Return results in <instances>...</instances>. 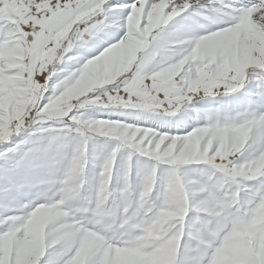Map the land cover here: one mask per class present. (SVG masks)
Returning a JSON list of instances; mask_svg holds the SVG:
<instances>
[{"label":"clouds","instance_id":"1","mask_svg":"<svg viewBox=\"0 0 264 264\" xmlns=\"http://www.w3.org/2000/svg\"><path fill=\"white\" fill-rule=\"evenodd\" d=\"M0 221V264H264V0H40L0 39Z\"/></svg>","mask_w":264,"mask_h":264},{"label":"snow or ice","instance_id":"2","mask_svg":"<svg viewBox=\"0 0 264 264\" xmlns=\"http://www.w3.org/2000/svg\"><path fill=\"white\" fill-rule=\"evenodd\" d=\"M131 3H119L117 5L131 9ZM40 0H0V39L11 35L17 28L18 23L25 19L30 10H34ZM258 3V0H249L250 5ZM3 221H0L2 224Z\"/></svg>","mask_w":264,"mask_h":264},{"label":"bare ground","instance_id":"3","mask_svg":"<svg viewBox=\"0 0 264 264\" xmlns=\"http://www.w3.org/2000/svg\"><path fill=\"white\" fill-rule=\"evenodd\" d=\"M113 118H126V117H121L118 113L113 114ZM129 122H132L131 119L129 118ZM202 122V121H201ZM149 124L151 122H148ZM195 121L185 117L184 119L180 118V115L177 114L175 117L171 118L170 124H165L163 126L162 130H171L173 132H185L191 130L192 127L195 126Z\"/></svg>","mask_w":264,"mask_h":264},{"label":"rangeland","instance_id":"4","mask_svg":"<svg viewBox=\"0 0 264 264\" xmlns=\"http://www.w3.org/2000/svg\"><path fill=\"white\" fill-rule=\"evenodd\" d=\"M115 2H119V3H131L132 0H115ZM244 3H249V0H243ZM241 101H243L245 98L244 97H240L239 98ZM218 103L217 101H209V102H202L201 105H199L200 107H215V105ZM193 167H201L198 165H193Z\"/></svg>","mask_w":264,"mask_h":264}]
</instances>
